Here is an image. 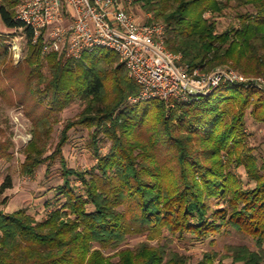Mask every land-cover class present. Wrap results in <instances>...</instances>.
Segmentation results:
<instances>
[{
  "label": "trees",
  "instance_id": "16d2710c",
  "mask_svg": "<svg viewBox=\"0 0 264 264\" xmlns=\"http://www.w3.org/2000/svg\"><path fill=\"white\" fill-rule=\"evenodd\" d=\"M134 3L138 12L167 26V48L182 54L192 70L229 66L250 78L264 77V0ZM19 4H0L4 26L22 30L27 39L22 64L14 66L7 40L0 38V63L10 58L14 70L0 72V93L36 113L22 175L33 177L40 167L59 163L63 185L56 189L58 204L42 220L27 209L0 210V264H192L169 242L230 230L252 238L258 248L229 247L233 264H264V162L247 135L248 113L264 124V90L226 84L191 104H133L130 98L141 87L116 52L99 48L81 59L43 54V40L35 43L33 30L16 21ZM242 8L249 10L237 13L238 25L220 31L218 18ZM75 102L84 109L65 124L49 155L58 117ZM76 128L90 131L97 160L91 171L71 168L65 157ZM105 142L111 144L107 153ZM14 148L10 138L0 142V162H11ZM241 168L254 187L246 188L237 176ZM12 187L8 176L0 193ZM165 233L166 244L152 245ZM135 234L149 240L109 257L96 248L118 250ZM197 264H214V256L206 254Z\"/></svg>",
  "mask_w": 264,
  "mask_h": 264
},
{
  "label": "built area",
  "instance_id": "2783aa9c",
  "mask_svg": "<svg viewBox=\"0 0 264 264\" xmlns=\"http://www.w3.org/2000/svg\"><path fill=\"white\" fill-rule=\"evenodd\" d=\"M16 21L33 30L35 43L43 40V54L81 59L99 48L116 52L141 87L130 98L133 104L154 99L191 104L226 84L264 88V78L234 69L204 72L183 64L182 54L167 48V26L151 14L143 20L134 0H29L18 5Z\"/></svg>",
  "mask_w": 264,
  "mask_h": 264
},
{
  "label": "rangeland",
  "instance_id": "374dc122",
  "mask_svg": "<svg viewBox=\"0 0 264 264\" xmlns=\"http://www.w3.org/2000/svg\"><path fill=\"white\" fill-rule=\"evenodd\" d=\"M27 1L29 0H20V3ZM247 10H249V8L228 10L223 16L218 18L219 30L225 31L231 26L238 25L236 19L237 13L246 12ZM134 11L137 12L143 20L145 19L146 15L137 11L136 3H134ZM0 38H5L7 40L6 44L10 48L12 56L11 62H13L14 66L22 64L21 62L27 53V39L23 31L8 30L0 18ZM3 60L4 58L1 59L0 72L4 73V70L9 68L8 72L13 74L14 70L10 69L9 65L11 59L7 58L8 63L3 62ZM224 67L234 69L229 66ZM3 73L1 74L4 76L7 75ZM257 89L264 90V88ZM83 109L84 107L81 102H75L59 115V124L54 127L53 139L51 141L52 146L50 147L49 155L54 152L65 124L69 120L77 119ZM34 116H36V113H31L27 107L22 105L13 104L9 98L0 93V142H4L10 138L15 144L13 160L11 162H0V187L8 176H11L13 180V187L0 193V210L12 213L20 209H27V211L38 220H42L46 218L58 204L56 202V189L63 185V178L59 163L55 164L50 169H48L47 165L40 167L33 177H26L21 173V165L26 158L24 155V148L33 138L31 132L33 125L32 119ZM90 135V131L84 128H76L71 131L70 142L64 149L65 157L71 168L80 171H91L96 165L97 160L92 150L89 148V143L91 142ZM247 135H249V146L254 148V155L257 157L259 163H263L264 124L256 122L250 113L247 115ZM110 146L111 144L109 142H105V146L102 147V152L107 153ZM236 174L243 180L246 188L254 187V183L249 180L243 168L236 170ZM213 205L215 207L219 206L215 202ZM167 236L168 233H165L164 237L161 239L152 241V245L157 246L159 244H166L167 241L165 238ZM148 240L147 234H135L129 236L128 241L118 250L104 249L100 245H97L96 248L102 250L105 255L109 257L122 249H134L137 245ZM169 245L178 253L187 256L192 264H197L202 261L206 254L214 256V264H233L234 260L228 251V248L231 246H246L252 251H258L257 245L252 238L234 230L205 240H197L189 236L185 238L177 237L174 238L172 243L169 242Z\"/></svg>",
  "mask_w": 264,
  "mask_h": 264
}]
</instances>
